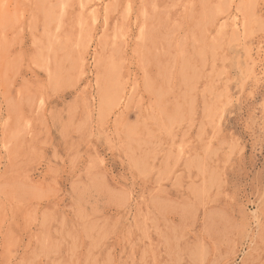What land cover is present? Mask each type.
<instances>
[{
    "label": "rangeland",
    "instance_id": "1",
    "mask_svg": "<svg viewBox=\"0 0 264 264\" xmlns=\"http://www.w3.org/2000/svg\"><path fill=\"white\" fill-rule=\"evenodd\" d=\"M0 264H264V0H0Z\"/></svg>",
    "mask_w": 264,
    "mask_h": 264
},
{
    "label": "bare ground",
    "instance_id": "2",
    "mask_svg": "<svg viewBox=\"0 0 264 264\" xmlns=\"http://www.w3.org/2000/svg\"><path fill=\"white\" fill-rule=\"evenodd\" d=\"M117 1V0H116ZM55 2V1H54ZM234 24H236V22L234 23ZM98 38V37H97ZM132 54V53H131ZM186 64V63H185ZM89 94V93H88ZM228 100V99H227ZM126 106V105H125ZM205 108V107H204ZM210 111H211V109H210ZM218 112V111H217ZM204 125V124H203Z\"/></svg>",
    "mask_w": 264,
    "mask_h": 264
}]
</instances>
